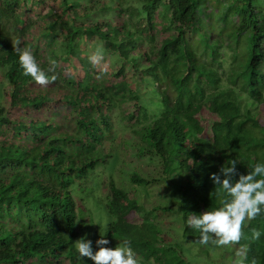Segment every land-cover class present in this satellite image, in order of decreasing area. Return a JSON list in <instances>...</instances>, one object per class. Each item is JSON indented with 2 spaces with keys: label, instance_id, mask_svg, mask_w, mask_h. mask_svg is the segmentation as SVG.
Returning <instances> with one entry per match:
<instances>
[{
  "label": "trees",
  "instance_id": "1",
  "mask_svg": "<svg viewBox=\"0 0 264 264\" xmlns=\"http://www.w3.org/2000/svg\"><path fill=\"white\" fill-rule=\"evenodd\" d=\"M43 1L0 0L4 76L0 105L7 90L14 109L40 110L54 103L75 107L76 130H67L61 113L29 122L0 113V134L13 128L8 141L0 145V264H94L81 259L74 246L82 237L86 215L90 226L95 225L94 212L78 209V200L84 207L93 206L97 198L108 203V230L100 232L110 241L107 247L128 239L142 264H151L158 245L145 239V229L140 228L150 224L152 228L157 212L176 214L181 237L198 240L199 232L187 226V215L219 206L212 174H219L232 159H237V172L244 175L256 163H264V0H127L122 5L116 0L112 5L122 24L100 25V19H85L96 23L87 29L77 26L78 11L82 9L80 17H88L101 3L62 0L61 15L50 9L41 16L43 28H48L44 40L28 39L26 26L13 35L10 24L24 17L17 7L21 4L27 10ZM49 14L59 20L52 22ZM216 18L225 21L228 29L220 26L221 21L219 27H212L211 19ZM140 19L144 25L139 29L135 21ZM76 29L84 35L76 34ZM160 29L169 36L159 39ZM196 30L204 41L192 47L188 32L197 35ZM16 38L21 47L32 50L43 70H48L50 61L56 62L55 72L48 73L49 78L57 76L50 87L31 88L35 81L23 74L13 49ZM85 39L104 41L129 63L117 73L125 77L119 85L93 88L95 69L88 55L85 79L70 86L63 82L61 66L73 67L75 45ZM132 85H136L131 91L134 108L118 130L108 112ZM243 97L250 105L243 103ZM252 107L262 108V115L252 112ZM205 108L215 117L210 139L201 136L199 115ZM127 131L136 139L134 151L122 150L120 133ZM126 164L132 167L130 173ZM153 165L160 166L156 182L168 184L170 199L161 195L163 205L149 211L142 197L149 192L142 194L141 186L155 181L149 178L153 172L147 176L145 170ZM132 211L142 218L141 225L123 220ZM254 229L261 233L259 239L252 238ZM244 233L239 244L223 247L231 252V264L241 246H246L244 264L253 260L264 264V214L252 220ZM98 236L94 230V252L99 250ZM170 245L185 259L178 240L172 239Z\"/></svg>",
  "mask_w": 264,
  "mask_h": 264
},
{
  "label": "rangeland",
  "instance_id": "2",
  "mask_svg": "<svg viewBox=\"0 0 264 264\" xmlns=\"http://www.w3.org/2000/svg\"><path fill=\"white\" fill-rule=\"evenodd\" d=\"M116 0H82L85 5H89L92 3H101V5H95L94 8L97 9V11L91 13L88 17H80V14L82 12V9L78 11V14L76 15L77 19L76 21L77 26L83 27L85 29L89 28L91 25L95 26L96 23H91L88 20L85 19H100L99 23L100 25H104L106 23H113L112 25H120L123 22V19L118 20V11H115L113 9L112 2ZM131 2V0H128V2ZM122 2L127 3V0H117L116 3L118 5H122ZM50 9H53V14L61 15L63 11L62 6V0H45V2H41L39 6L34 8H28L27 10H24L21 7V4L17 7L19 14H24L22 18H17L10 24V31L13 33V35H17V30L21 29L23 26L29 27L30 31L28 32V39L32 41H40L41 39L44 40L46 37V32L48 31V28L44 29V19H41V16H44L47 12L50 11ZM140 9V8H139ZM25 11L28 12L25 14ZM236 11L235 7L230 8L229 15L233 16V12ZM49 14V16L53 21L59 20L55 16ZM81 19V20H80ZM110 19H115L114 22H112ZM117 19V20H116ZM22 21V22H21ZM61 21V19H60ZM222 22V20L219 19H211V26L212 27H219V22ZM37 22V23H36ZM225 21L222 22V24ZM135 24L138 25L139 29L143 27L144 20L140 19L135 21ZM220 25L222 28L228 29L227 26ZM188 25L190 23L188 22ZM197 35L195 33L188 32V40L189 44L192 47H195L199 45L201 41H204L201 31L196 30ZM76 34H79V36H82L84 34L80 33V30H75ZM169 32H167L165 29L159 30V39L166 38L169 36ZM25 39V37L23 38ZM80 39V37H79ZM75 48L77 50V55L73 59L72 65L73 67H69L67 65H62L61 68V76L63 78V82H66L69 86L70 85H77L81 83L85 79V71H84V57L86 55L90 56L92 55L97 48H102L103 55H104V61L103 64L99 67H94L95 74H94V81L92 82L91 86L93 88L99 87V86H117L119 85L122 80L125 79L124 76L117 75L119 72V69L124 68V66L128 67L129 63L122 60V58L119 57V55L110 50V48L106 45L104 41H100V39H85L81 42H77L75 45ZM201 49V48H199ZM53 52V51H52ZM54 57V55L52 54ZM47 59V58H45ZM100 77L99 79L97 77ZM130 76V74L128 75ZM0 82L4 83V76L2 73H0ZM67 85V86H68ZM133 86V85H132ZM50 87L48 86H40L36 83L31 86V88H34L35 90ZM135 86L131 87L126 94L121 95L117 99V104L113 108L111 112H108V116L113 119V121L116 123L115 127L118 130H121V120H123L124 116H127L133 107L134 102V94L131 93L132 89L135 88ZM6 96L5 99L1 101L0 105V113H8L10 117H13L15 119H19L21 117H25L26 121L29 122L32 119H47L48 117L57 115L61 113L63 119H65L64 124L67 130L75 131L76 125H75V116L74 113L77 110L75 107H71L68 109L66 106H60L57 103L52 104L50 107H45L40 110H23V109H14L10 107V97L7 90H5ZM56 96V94H55ZM243 103H247V105H250V101L247 99V97H243L241 99ZM252 112H254L256 115H259L263 113L262 108H253ZM70 113V115H69ZM201 117L202 121L200 120V126L204 129V132L202 133V137L206 139H210L211 136V124L212 120L215 118L209 111L205 108L202 110L201 114L199 115V118ZM190 133V132H188ZM13 134V128L7 129L5 134H0V145H4L8 140L7 138H10ZM129 131L127 132H121L120 133V143L122 146V150L124 151H134L136 139H131L129 135ZM120 161V160H119ZM127 161V160H125ZM121 163V162H120ZM119 163V165H120ZM127 165V172H129L131 168ZM160 166H146L145 170L148 173H152L149 175V178L155 179V181L152 183V185L149 186H141L142 187V194H145L146 192H149L148 196H142L143 202L145 208H147L149 211L153 207L162 206L163 204H160L161 201V195L163 196L164 200H169V190L168 184L162 183V182H156L157 178L156 175L158 174ZM108 172V168L106 169ZM107 172V173H108ZM100 178H103L101 176ZM131 186H135L134 184H130ZM136 188H139V185L136 186ZM135 188V189H136ZM108 203L99 201V198H97V201H94L93 206L91 204L88 205V207H84V203L81 200H78L77 207L78 209H84L89 211H93L95 214L94 227H91L89 224V217L86 220L85 227H82L81 229V236L84 237L87 235L88 239L92 241L94 237V230L97 231V233L100 236V232L102 230H108V220H110L109 216L106 214ZM90 214V213H89ZM157 218L154 217V222L151 228L150 225H142L140 230L145 229L144 235L145 239L147 237L155 242V244L158 245V247L154 250L152 254V260L151 264H185V261L188 264H231V252L230 250H225L223 247L217 248L213 247L211 245L204 246L200 244H193L196 240H188L186 238H182L179 234L178 227L180 226V219L177 218L176 214L171 212H157L156 213ZM174 216H176V219H174ZM125 221H129L130 223H140L142 224V218L134 211L130 212L129 215L123 218ZM99 224V225H98ZM94 228V229H93ZM102 234V233H101ZM98 236V237H99ZM153 239V240H152ZM172 239L178 240V242L183 246V253L185 255V259L182 256H179L176 249L171 246ZM98 240V239H97ZM19 253H22V249L20 248ZM185 261H184V260ZM183 260V261H182Z\"/></svg>",
  "mask_w": 264,
  "mask_h": 264
},
{
  "label": "clouds",
  "instance_id": "3",
  "mask_svg": "<svg viewBox=\"0 0 264 264\" xmlns=\"http://www.w3.org/2000/svg\"><path fill=\"white\" fill-rule=\"evenodd\" d=\"M21 43L19 38L12 40L13 49L19 56L23 74L31 76L40 86L54 83L57 76L52 75L49 78L48 73L55 72L56 62L50 61L51 66L48 70H43L32 50L28 47H21ZM89 60L94 67L101 66L104 61L102 48H97L89 56ZM237 164V159L228 160L220 168L219 174L211 176L217 186L215 192L220 196L219 206L199 215L195 213L187 215V226L200 234L199 239L193 244L211 245L217 248L237 245L244 238V228L257 216L264 214V163H256L247 175L237 172ZM100 235L101 239L96 241L99 250L95 252L92 241L87 235L74 243L81 259L87 258L94 264H142L128 239H124L117 247L111 248L107 247L110 241L101 233ZM260 235L259 231L253 230V239H259ZM245 247L241 246L236 252L237 259L234 264H244ZM252 264H255V260Z\"/></svg>",
  "mask_w": 264,
  "mask_h": 264
}]
</instances>
